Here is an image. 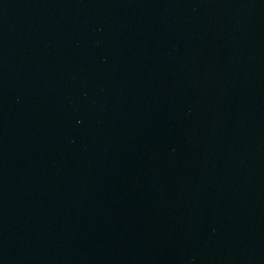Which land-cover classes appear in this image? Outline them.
Masks as SVG:
<instances>
[{"label": "water", "instance_id": "obj_1", "mask_svg": "<svg viewBox=\"0 0 264 264\" xmlns=\"http://www.w3.org/2000/svg\"><path fill=\"white\" fill-rule=\"evenodd\" d=\"M0 264H264V0H0Z\"/></svg>", "mask_w": 264, "mask_h": 264}]
</instances>
